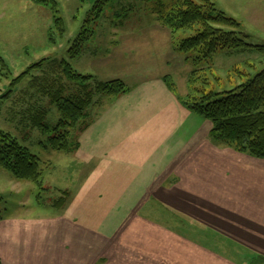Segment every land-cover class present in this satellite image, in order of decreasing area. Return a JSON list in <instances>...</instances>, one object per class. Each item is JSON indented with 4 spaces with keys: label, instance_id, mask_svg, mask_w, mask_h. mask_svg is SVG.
I'll list each match as a JSON object with an SVG mask.
<instances>
[{
    "label": "crops",
    "instance_id": "0c3cea01",
    "mask_svg": "<svg viewBox=\"0 0 264 264\" xmlns=\"http://www.w3.org/2000/svg\"><path fill=\"white\" fill-rule=\"evenodd\" d=\"M153 88L109 100L82 133L89 201L14 222L31 232L0 222L1 264H264V158L216 145L177 92ZM121 103L131 115L106 122Z\"/></svg>",
    "mask_w": 264,
    "mask_h": 264
},
{
    "label": "rangeland",
    "instance_id": "374dc122",
    "mask_svg": "<svg viewBox=\"0 0 264 264\" xmlns=\"http://www.w3.org/2000/svg\"><path fill=\"white\" fill-rule=\"evenodd\" d=\"M55 1L58 13L53 10L52 0H0V54L11 72L7 77L0 75L2 92L11 77L19 75L35 62L46 57H58L68 60L82 73H91L103 80L123 79L132 90L145 91L151 87L159 90L166 86L177 92L179 98L186 96L192 64L186 59V54L176 50L170 30L161 25L156 13L159 3L164 5L165 10L170 9L175 0H109L100 17L94 9L96 0ZM214 2L227 15L239 21L240 30L248 36L246 39L249 43L264 45V0ZM57 16L64 20V35L55 26ZM83 28L87 40L81 45L78 56L72 58L70 49L75 46ZM235 68L255 74L264 68V54L255 49L222 50L216 54L213 68L202 74L209 80L206 89L230 90L245 81L246 78L241 79L232 72ZM20 93L18 91L15 95L23 96ZM112 99L106 96L97 108H91L88 120L95 119L103 107L112 108L116 103L113 101L109 105ZM10 104L15 110L20 107L13 102ZM129 105L121 103L114 108L106 122L114 120V116L115 120H121L122 116L131 115H123L122 109ZM6 106L0 114V130L14 132L33 153L40 156L44 176L41 188L30 181L16 179L10 171L0 166V222L8 233L31 232L30 229L24 230V227L16 228L14 222L21 218L53 217L61 212L63 208L53 206V201L64 195L62 190L69 192L65 204L85 198L89 201L90 195L82 196L76 190L84 178L87 186L93 189L90 182L94 183V179H91L94 162L82 165L80 161L84 150L80 153V148L76 154L58 153L46 148L41 141L46 140L48 135L38 128L29 129L28 139H23V131L18 130L16 124L8 119L9 104ZM59 117L52 107L49 119L56 120V123ZM153 118L159 123L165 122L156 114ZM197 119L202 125H211L209 120L202 117ZM125 149L120 151L122 157L142 154L137 152L135 146H126ZM234 247L237 248V245L234 244ZM254 260L251 259L249 264L254 263Z\"/></svg>",
    "mask_w": 264,
    "mask_h": 264
},
{
    "label": "trees",
    "instance_id": "16d2710c",
    "mask_svg": "<svg viewBox=\"0 0 264 264\" xmlns=\"http://www.w3.org/2000/svg\"><path fill=\"white\" fill-rule=\"evenodd\" d=\"M52 1L53 10L58 13L57 2ZM108 1L96 0L97 16H101ZM156 13L161 25L170 30L176 50L186 54L193 67L189 91L181 97L183 106L211 122L209 136L216 145L264 158V68L255 74L233 69L232 72L246 80L222 91L206 89L209 80L202 75L213 68L214 58L222 50L255 49L264 54V45L249 43L248 36L240 30L239 21L218 8L214 0H175L172 7L165 10L159 3ZM89 21L91 19L86 22ZM55 26L61 35L65 34L62 17L55 18ZM86 35L83 28L70 49L72 58L78 56L81 45L87 40ZM10 73L8 63L0 54L1 77ZM130 89L123 79L103 80L78 71L66 59L46 57L11 77L3 92L0 89V114L9 104L10 117H7L23 131V139H28L29 129L38 128L48 135L41 141L46 148L58 153L76 152L82 133L94 121V118L88 120L91 108H97L106 96L117 98ZM18 91L23 96H16ZM10 102L23 108L18 107V112ZM52 107L60 116L56 123L49 119ZM0 166L16 179L43 188L44 169L40 156L14 132L0 130ZM62 193L63 196L53 201L58 209L65 204L69 192L65 189ZM259 263L261 260L257 258L252 264Z\"/></svg>",
    "mask_w": 264,
    "mask_h": 264
}]
</instances>
